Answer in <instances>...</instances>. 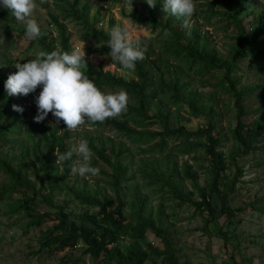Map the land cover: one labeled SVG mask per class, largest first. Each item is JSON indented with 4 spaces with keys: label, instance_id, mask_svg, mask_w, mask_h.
<instances>
[{
    "label": "rangeland",
    "instance_id": "obj_1",
    "mask_svg": "<svg viewBox=\"0 0 264 264\" xmlns=\"http://www.w3.org/2000/svg\"><path fill=\"white\" fill-rule=\"evenodd\" d=\"M206 1L209 0H194L196 10L187 29L192 25L195 26L206 38L210 47L215 48L220 55L227 57L228 49L234 43L236 35L235 24L228 23L229 19L221 14L229 12L228 6L215 4L214 9L218 13L210 12L209 3ZM35 3L37 6L31 18L37 21L44 37L28 39L25 35L24 23L18 22L10 13L6 15L5 19L0 20V40L4 39V42L0 43V110L4 113L1 123L13 122L11 131L0 139V156L7 154L11 159V164L14 165L18 154L21 153L19 155L22 159V174L29 180H37L32 168V162H35L32 145L34 139L30 138V134L35 135L34 131H38L43 125L48 127L47 135L49 137L51 136L49 133L53 132L55 136L63 138L61 142L65 143L68 150L79 140L86 139L87 134L103 139L109 137L116 144V151L119 150V143L124 145L121 153L125 155L123 163L128 165L129 171H134L129 179L123 180L121 183V192L124 198L128 199L129 195L134 193L137 195V191L146 195L148 205L152 206V216L160 217L162 227L167 230L171 240L169 248L173 257H169L167 247L161 238L151 231H147L144 237L145 242H150L151 246L163 250L164 253L156 255L151 252V256L145 260V264L152 263L151 260L154 262L153 264H173V261H176L177 264L185 262L189 264H231L232 257L237 264L262 263L264 261V146L262 145L264 136L256 137L253 142L254 148L249 149L246 153H235L234 159L227 157L229 166L224 170V173L230 174L232 177L236 176L227 199L229 205L238 210L230 222L225 216H221L218 220L225 235L224 241L206 233L203 228L202 215L195 211L192 205L175 197L171 191H168L167 185L159 188L155 182L149 181L150 177H145L139 169L143 159H151L153 156L160 158L163 154H168L171 160L178 162L179 166L185 160L190 164V169L194 171V178L184 176L183 183L186 190L194 192L191 181L202 185L211 175L210 167L200 147L193 149L183 147L180 142L184 140V137L175 133L166 136V144H163L162 147L151 150L148 146L156 142L160 136H155L151 140L139 137L130 138L119 133L118 129L111 125L89 121L76 130L69 131L63 120L57 123L51 113L43 122L36 123L33 119L37 114L35 97L39 95L42 87L38 86L35 92L28 95L9 96L4 86L9 74L17 71L14 67L16 62L26 63L39 51L49 52L48 49L60 51L61 30L62 34L68 35L69 38L67 52L71 53L73 49H78L83 54L84 50L86 67L82 68V71L86 75H95L99 69H102L115 75H121L125 79H137L136 70L123 69L118 62H113L108 56L110 49L106 50L105 48L107 43L99 36H94L82 21L73 18L71 7L80 10L82 5L87 3L89 5L86 19L89 23L91 22V26H93L94 18H96L95 26L98 30H105L107 26L111 30L117 24L127 25L131 36L141 40V47L146 46L147 51L143 60L147 62L148 66H152L149 61L154 62V66L160 68L165 80L170 77L167 70L171 71L176 67V75L188 83V89L191 88L197 92L199 102L202 104L213 102L217 127L215 133L221 140L218 147L224 153H228L232 145H235L231 137V128L235 126L236 120L235 110L232 106L233 100L231 101L230 94L221 87L220 78L223 75V70L214 68L198 75L166 52L163 48L166 35L149 22L134 21L130 15L135 5L138 17L149 16L150 9L153 7H149L146 0H132V4L130 0H35ZM155 3L156 7L158 3H162V0H155ZM251 4L256 9L251 15L242 19V24L246 29L244 38L259 22L264 27V12L260 17L264 0H249L248 5ZM1 9H3L2 5H0ZM41 40L47 44L48 48ZM255 47L256 56H243L236 63L233 73L240 76L238 88L253 86L264 78V69L259 68L260 62L264 61L260 53L264 51V34L260 35ZM157 75L154 78H157ZM121 89L125 90L120 85L103 84L101 91L107 93ZM125 91L129 96L127 111L116 119L125 121L127 125L137 130L164 131L161 120L154 114L157 112V109H153L152 105L157 103L155 98H152L154 101H150L152 108H147L148 116L135 118L131 115L129 107H135L138 101L136 97L132 96V92ZM258 92L259 89H254L244 95L245 113L242 122L246 127L258 115L264 113V108H258L260 106ZM168 93V91L160 92L159 97L163 98L165 104L170 108L168 122L172 129L182 126L192 131L197 126H205L203 117L194 116L186 110L185 106L168 101ZM13 104L21 106L23 112L14 111ZM187 140H195L194 135H189ZM56 144L57 141H55L53 149L55 163L57 160L55 151L58 150ZM106 144L108 145V143ZM25 149L28 152L25 153ZM41 150L46 151L47 146H43ZM106 153L111 155L109 149H106ZM75 159L77 157L73 155L72 160ZM56 165L57 171H59L62 166ZM92 166L100 169L99 175L80 177L71 174L69 169L67 180L77 183L86 180L87 184L102 186L106 193L114 198L112 206L114 207L118 204V199H116L109 183L106 182L108 178L106 172H110L111 168L93 150ZM6 183H8L7 175L0 167V188ZM38 185L39 183H37ZM28 193L32 196L31 191ZM193 194V198L196 199V194ZM22 195L23 190L11 193L0 191V264H71L68 259L70 257L77 258L78 264H104L102 261L103 252L97 258H91L84 251V244L81 240H76L73 247L69 245L60 247L58 244L42 246L41 244L46 238L43 233L59 223L57 208L41 202V196L38 194L29 205L35 209L34 213L43 216L38 225H30V217L26 213V209L18 208V197ZM210 199L214 206L220 207L216 194H212ZM62 200L65 202L63 211L68 217H71L73 213L80 215L85 212L92 213L97 209V207L77 202L65 191L56 193L54 197V202L60 203ZM125 210L129 212V207H125ZM158 212L161 213L158 214ZM128 220L130 217L127 214L125 222ZM130 240L132 239L129 236L121 234L123 243ZM114 244V242L109 243L107 247Z\"/></svg>",
    "mask_w": 264,
    "mask_h": 264
},
{
    "label": "trees",
    "instance_id": "obj_2",
    "mask_svg": "<svg viewBox=\"0 0 264 264\" xmlns=\"http://www.w3.org/2000/svg\"><path fill=\"white\" fill-rule=\"evenodd\" d=\"M249 0H209V11L213 12L214 5H226L229 12H219L229 19L228 23L235 24L236 35L234 36V43L230 45L227 57L219 54V52L208 45L206 38L200 33L195 26L188 29L183 25L184 18H177L170 14H166L162 10V3H158L156 7L150 9L149 16L136 15L137 7L134 5L130 12L134 21L149 22L154 27L160 29L166 35L163 42V48L166 52L178 59L187 69H191L195 74L210 71L211 69L223 70V75L220 78L221 87L230 94L232 106L235 110V126L231 128V137L235 143L232 145L228 153H224L219 149L221 140L218 135L216 127V114L213 108V102L209 104H202L199 102L197 92L194 89H188V83L176 75V67L171 71L170 77L165 80L159 67H155V63L151 62L152 66H148L147 62L138 60L136 62L135 70L137 72V79H125L121 75H115L110 71L99 69L95 75H88L94 81L96 86L102 90L103 84L120 85L125 90L132 92V96L136 97L137 105L129 107L133 117H147V108H152L150 101L155 98L157 103L153 105V109H157L154 113L159 120H161L164 131H149L137 130L116 118L107 119L103 123L96 124L111 125L118 129V132L130 138L139 137L140 139L151 140L155 136H160L159 139L148 146L151 150L162 147L166 144L167 135L183 136L184 140L180 145L187 148L200 147L205 155V160L210 167L211 175L206 179L204 184L199 185L196 181H191L194 187V192L186 190L183 183L184 176L194 178V171L190 169V164L183 160L181 166L176 160H171L168 154H163L160 158L151 157V159H143L139 169L143 172L145 177H150L149 181L155 182L159 188L164 185L168 186V191L178 197L182 202H188L193 206L194 210L202 215L203 228L206 233L219 237L225 241V235L222 231V226L219 225V218L225 216L230 222L236 215L238 209L232 208L228 203V192L233 187L236 176L232 177L230 174L224 173V170L229 166L227 157L234 159L235 153H246L249 149L254 148L253 142L258 136H264V113L258 115L250 122L249 126H245L242 122V117L245 113L243 108L244 95L248 91L259 89L257 97L260 98V106L264 108V78L260 79L253 86H243L238 88L240 76L233 73L238 59L243 56H256L255 43L260 35L264 34V27L261 22L256 24L250 34L244 38L246 32L242 24L243 17L252 14L256 9L254 5H248ZM88 5L85 3L80 10L74 9L72 6L70 11L75 20L82 21V23L89 28L94 36H99L106 43L110 39V28L107 26L105 30H98L95 26L96 18L92 21L94 28L86 19ZM156 12V14H154ZM264 12V7L260 11V17ZM10 13L8 9L0 10V20L5 19L6 15ZM97 17V16H95ZM61 50L59 52L68 51V35L65 36L60 32ZM44 37V35H42ZM42 43L45 44L43 40ZM45 46L48 48L47 44ZM108 50V46H105ZM49 52L53 51L48 49ZM264 58V51L260 52ZM155 67V69H153ZM260 69H264V61L260 62ZM157 78H154L155 75ZM168 91V101L185 106L186 110L194 116H201L204 118L205 126H197L190 131L180 126L172 129L169 126V115L171 113L169 106L165 104L163 98L159 97V93ZM4 113L0 110V139L11 131L13 125L12 121L1 123ZM48 127L43 125L38 131H34L35 135L30 134L33 141V155L35 162H32L33 171L37 180H29L22 174V159L21 153L18 154L14 165L11 164V159L4 154L0 156V167L7 175L8 183L0 188L1 192L22 191L23 195L18 197V208L26 209V213L30 217V225H38L41 221L42 214L34 213L35 210L29 205L34 198L40 194L41 202L57 208V217L59 223L53 227L48 228L44 233L45 241L42 246H51L58 244L60 247L69 245L74 246L76 240H81L84 244V251L88 253L91 258H97L103 252L102 261L104 264H145V260L151 256V252L156 255L164 253L163 250H158L151 246L150 242H145L144 237L147 231H151L156 236H159L167 247L169 257H173L170 251V238L167 230L162 227L160 217L152 216V206L148 205L146 195L137 191L129 195L125 199L121 192V183L123 180L129 179L134 171H129L126 163H123L125 155L123 152L122 143H119V150L116 151V144L111 138H101L93 135H86V140L89 142V147L109 165L111 171L106 172L107 181L115 193L118 204L114 207V198L112 195L106 193L102 186L87 184L86 180L82 182L68 181V172L70 169V161L60 164L62 167L57 171L55 163V156L53 149L55 141H57V148L60 153L66 152L68 149L63 138L55 136L50 132V137L47 135ZM189 135H194L195 140H187ZM202 135V136H201ZM203 140H200L201 138ZM44 142V143H43ZM43 143V144H42ZM108 143V145L106 144ZM264 146V143L262 144ZM43 146H47V150H41ZM106 149L111 151V155L106 153ZM28 150L25 149V153ZM238 171V170H237ZM109 179V180H108ZM37 183L39 185L37 186ZM31 191L32 196L28 195ZM65 191L72 199L77 202L85 203L93 207H97L92 213H82L80 215L71 214L68 217L63 211L64 200L60 203L54 202L56 193ZM193 193L196 194V199L193 198ZM212 194H216L220 207L213 205L211 201ZM129 207V212L125 207ZM161 212H158L160 214ZM127 214L130 220L125 222ZM56 231V232H55ZM121 234L129 236L132 240L127 243L121 241ZM115 243L111 247H107L109 243ZM145 246V247H144ZM157 257V256H156ZM73 258V259H71ZM71 264H78V259L75 257L68 258ZM153 264L154 262L151 260ZM82 264V263H81ZM173 264H177L173 261ZM183 264H189L185 262ZM231 264H237L232 257Z\"/></svg>",
    "mask_w": 264,
    "mask_h": 264
},
{
    "label": "clouds",
    "instance_id": "obj_3",
    "mask_svg": "<svg viewBox=\"0 0 264 264\" xmlns=\"http://www.w3.org/2000/svg\"><path fill=\"white\" fill-rule=\"evenodd\" d=\"M132 4V0H130ZM149 7H155V0H146ZM0 5L8 9L18 22L25 25V35L34 40L43 35L37 21L32 17L36 8L35 0H0ZM162 10L177 18H184L183 25L188 27L194 15V0H162ZM107 46L108 56L118 62L123 69L135 70L136 62L145 58L146 46L141 47V40L133 38L127 25L117 24L109 32ZM4 42L0 40V43ZM84 48V47H83ZM85 53L73 49L67 51H39L26 63L16 62V72L10 73L5 81L9 96L28 95L42 87L35 97L37 114L33 117L36 123L43 122L51 113L57 123L61 120L69 131L76 130L86 121L103 123L116 118L127 111L128 93L121 89L115 92H102L82 68L86 67ZM14 111L23 112L19 105H12ZM56 164L72 161L70 171L80 177L97 176L98 167L92 166V150L86 139L73 144L69 150L60 153L55 151ZM73 155L77 159L72 160Z\"/></svg>",
    "mask_w": 264,
    "mask_h": 264
},
{
    "label": "crops",
    "instance_id": "obj_4",
    "mask_svg": "<svg viewBox=\"0 0 264 264\" xmlns=\"http://www.w3.org/2000/svg\"><path fill=\"white\" fill-rule=\"evenodd\" d=\"M253 264H256V263H253ZM259 264H264V261L262 263H259Z\"/></svg>",
    "mask_w": 264,
    "mask_h": 264
},
{
    "label": "built area",
    "instance_id": "obj_5",
    "mask_svg": "<svg viewBox=\"0 0 264 264\" xmlns=\"http://www.w3.org/2000/svg\"><path fill=\"white\" fill-rule=\"evenodd\" d=\"M91 10V9H90Z\"/></svg>",
    "mask_w": 264,
    "mask_h": 264
}]
</instances>
